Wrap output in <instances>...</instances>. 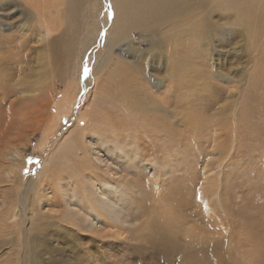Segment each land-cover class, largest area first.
Returning a JSON list of instances; mask_svg holds the SVG:
<instances>
[{
	"label": "rangeland",
	"instance_id": "obj_1",
	"mask_svg": "<svg viewBox=\"0 0 264 264\" xmlns=\"http://www.w3.org/2000/svg\"><path fill=\"white\" fill-rule=\"evenodd\" d=\"M70 1L71 18L64 14L68 0H11L9 8L0 6V59H3L0 61V82L2 78L9 81L3 86L4 98L12 100L19 114L28 109L31 101H54L48 116L39 121L37 128L44 127L52 115L57 114L53 131L48 136L41 128L28 136L25 143L16 145L13 141L10 144L22 150L23 161L16 162L12 173L16 180L13 182L22 184L19 189L13 186L5 167L0 164V199L6 201L0 205V264H264V0H204L205 3L201 0L200 9L198 7L197 14L191 19L193 25L192 21L186 22L192 25L189 32L182 29L176 33L177 29L167 26L157 32L132 29L112 47L114 61L118 57L116 63L113 62L114 68L98 76L95 73L102 65L97 57L106 52L103 40L99 44L97 40L105 37L111 25L112 0H98V12L91 10L90 0ZM249 2L255 15L249 16L252 12L247 11ZM84 4H89L87 13L83 11ZM73 19L82 21L80 32L86 26L91 28L98 24L99 27L104 21L94 46L79 57L82 67L76 63L75 54L79 49L72 41L75 36L69 35L74 29V25L70 26ZM20 22L26 26L25 32L17 28ZM171 29L176 30L173 35ZM180 34L188 40L193 38V45L178 43ZM36 35L42 41L37 42ZM129 42H135L137 46ZM186 49L192 50L188 53ZM134 50L138 57L131 55ZM22 60L26 63L33 60L34 63L22 67ZM179 63L183 66L176 76ZM121 66L123 70L118 69ZM188 67L192 71L185 77L182 68ZM79 74L82 75L76 84L78 90L72 108L66 113L60 112L57 101L62 97V90L67 83L76 81ZM37 82L44 86L43 92L34 85ZM176 85H181V89ZM26 86L35 89L24 91ZM127 88L131 95L136 90L141 94L155 92L156 97L165 96L169 101H162V108L160 105L150 107L154 116H148L147 122L159 128L160 133L153 132L149 136L158 135L157 143L161 146L153 154L155 161L152 160L154 168L151 170L154 173L130 172V185L118 200L122 208L117 207V215H111L119 222L107 221L90 229L84 222L59 218L66 201L65 192L60 188L64 185L69 188L66 190L70 195L68 198L76 201L82 193L73 172L84 169L81 184L90 188L92 194L96 192V197L100 196L98 182L104 183L110 178L108 174H100L99 168L85 169L87 163L74 153L68 152L66 157H72L70 163L72 161L76 168L63 170L57 185L46 180V186L52 192L45 194L40 202L43 205L54 203L58 218L38 207L34 195L35 198L30 193L22 195L32 189L46 160L58 163L62 160L58 156L59 139L76 123L84 109L99 107L97 111L110 116L123 115L116 103L123 105L120 92L123 94ZM32 92L36 95L28 100L27 96ZM176 97L178 102H175ZM135 104L136 100L130 105L131 109ZM172 107L180 114H173L171 111H177L171 110ZM141 116H130L134 131H129L132 134L143 136L146 132L138 125L146 117ZM0 117L4 118L1 107ZM187 120H192L199 130ZM206 125H213L214 130L224 126L221 156L210 152L211 139L200 136L205 133ZM139 127L142 128L140 131ZM190 130L192 132H187ZM143 141V144L148 143L146 138ZM3 149L7 147L0 139V153ZM206 156L213 158H209L205 166ZM7 158L5 165H12L15 159ZM91 170L97 174L89 175ZM71 180L78 185L71 184ZM55 187L59 189L55 190ZM50 196L51 199L54 197V202Z\"/></svg>",
	"mask_w": 264,
	"mask_h": 264
},
{
	"label": "bare ground",
	"instance_id": "obj_2",
	"mask_svg": "<svg viewBox=\"0 0 264 264\" xmlns=\"http://www.w3.org/2000/svg\"><path fill=\"white\" fill-rule=\"evenodd\" d=\"M10 1L11 0H0V6L1 7L7 6L6 8H9L8 4H10ZM202 1L204 2V0H202ZM223 1H225V0H223ZM248 1H250V0H248ZM89 2H90V5L92 6L91 10H93V11L96 10V12H98L99 11V8H98L99 7L98 6L99 1L98 0H92V1L90 0ZM203 2H202V4H203ZM112 4H113L114 15H113V18L111 20V25L108 27L107 32L105 34V37L102 36L103 39H102V37H100V39L97 40L98 44L100 42H102V40H103V43L105 46L104 52H106V53H103L102 56L98 55V57H97L98 59H100L99 61H100V64L102 65V67H100L98 69V71L95 73L96 75L101 74V73L106 74V72H109L114 68V64L116 63L115 61L118 60V57L114 61L115 57L113 54V48H114V46H117L124 39L127 32L132 30V29L138 28L142 32L143 31H151L152 29H154L155 32H157V31H159V28H161V27L164 28L165 26H167L168 28L177 29L176 33H178L182 29L183 30L185 29L187 32H189L192 29V25H193V20H191V19L194 18V15L197 14V9H198L199 5L201 4V0H112ZM88 5L84 4L83 11H85L86 13L88 11V9H87ZM203 5H205V4H203ZM259 5H261V4H259ZM66 6H68V8L65 7L66 10H64L65 11L64 14L66 15L67 18H71V16L73 17L72 12L70 11V9H72L70 0H68ZM206 6H207V3H206ZM246 7H247L248 12L252 11V9L250 8V7H252L251 2H249L246 5ZM262 7H260V8H262ZM199 9H200V7H199ZM198 12H201V11H198ZM202 12H204V11H202ZM252 13L255 15V13L252 11L249 13V16L252 15ZM65 15H64V19L66 18ZM94 17H95V14H94ZM257 17H258V15H257ZM253 18H255V17H253ZM249 19H250V17H249ZM251 20H252V18H251ZM190 21H192V25L186 23V22H190ZM209 21H210V19H209ZM21 22L18 24L17 28L20 31L24 30V32H25L26 26H24V24H21ZM173 22H175V23H173ZM81 23H82V21H81ZM81 23L78 22L77 19H73L71 21L70 26L72 27L74 25L72 27L74 29H71L70 33H69L71 38H73V36H75V38L72 41L75 42L76 47L79 49V51L75 54V56L78 58V61L76 63L81 64L80 67H82L83 64H82V62H79L80 61L79 57L84 55L85 51H89V49L92 46H94V43H95L96 37L98 35L99 29L101 28L100 26H102L104 24V21H103V24L101 23L102 25H99V27H98V24H96L95 26H92L91 28L86 26V27H83L82 31L80 32L81 29L80 30H78V29L81 28ZM257 24H259V23H257ZM214 28H215V26H214ZM196 29H197V27H196ZM48 30L49 29L46 28V31H48ZM163 30L164 29H162V31ZM173 31H176V30H172L171 33ZM197 32H199V31H197ZM185 33L186 32H184V34ZM172 35H173V33H172ZM35 37H36L37 42L42 41V39L39 38V35H36ZM195 37H197V36H195ZM168 39H169V37H168ZM188 39L186 37H183L180 34V36L177 39V42L183 43L185 45H186V43L192 44L193 38L191 40H188ZM43 41L45 42L47 40L44 39ZM129 43H130V45H133V46L136 45L137 46V44H134L135 42H129ZM171 43H173V42H171ZM96 44H97V42H96ZM183 44H179V45L181 46ZM196 44H195V47L197 48ZM49 45L50 44H47V46H49ZM169 45H167V46H169ZM173 45H175V44L173 43ZM187 47L188 46H186L185 48H187ZM206 47H203V48L205 49ZM31 48L34 49L35 46H32ZM135 48H137V47H135ZM171 48L174 50V48L172 46H171ZM171 48H170V50H171ZM28 49H30V48H28ZM41 49L45 50V48H41ZM187 49H186V51H188ZM191 50H189L188 53L191 52ZM166 51H168V50L166 49ZM175 51H176V49H175ZM81 52H83V53H81ZM120 53H121V51H120ZM126 54H124V55H126ZM128 55H129V53H128ZM131 55L138 57V54L135 53V50H134L133 54H131ZM116 56H118V55H116ZM25 57H27L26 54H25ZM189 57H190V55H189ZM20 58H23V56ZM43 58H45V57H43ZM125 58H127V57H125ZM191 59H193V58H191ZM16 60H17V58H16ZM187 60L189 61L188 57H187ZM0 61H1V59H0ZM2 61H3V59H2ZM113 62H115V63H113ZM33 63H34L33 60L29 61L28 63L24 62V60L20 61V65L22 67L31 66ZM100 64L98 66H100ZM126 64H129V63H126ZM75 66H76V64H75ZM119 66L120 65H118V67ZM182 66L183 65L181 63H179L177 65L176 76H178V74L181 72L180 67H182ZM174 67L175 66H173L171 68H174ZM121 68H122V66L118 69H121ZM122 70H123V68H122ZM125 71H126V69H125ZM137 71H139L138 68H137ZM191 71L192 70L189 67L188 68H182V73L185 77L187 74L190 75ZM78 72H77V74H78ZM113 72H118V71L114 70ZM131 73L133 74V72H131ZM112 74H114V73H112ZM115 74H117V73H115ZM138 74H140V73H138ZM80 75H82V74H79L77 77V80L74 81L73 83H67L65 86V89L62 90V97L57 101L58 102L57 107L60 109L59 110L60 112L66 113L67 111L71 110L72 100H74V94L75 95L77 94L78 87H76V84L78 83V78ZM170 75H173L172 72ZM169 78H170V76H169ZM8 82H9L8 80L3 79V78H2V81L0 82V85L2 86V89H3L2 91H0V107H1V110L3 113V117H4L3 119H6V120H3L0 117V139L3 141L4 147L5 148L7 147V149H3L0 153V162H2L0 164L5 167L4 171L7 172V176L10 178L11 182L13 183V186H15V188L19 189L21 182L18 181L17 183H14L13 181L15 180V178L12 175V173L15 169L13 167H15L16 162H18L19 160L23 161V157L21 156L22 150L17 148V147L11 146L10 144L13 141H15L16 145L25 143L28 140V136L34 135V133L37 130H40L41 128H43V132H45L46 135L48 136V134H50V131H53L51 129L54 126L55 116L57 114L54 113L52 115L51 119L45 123L44 127L37 128L39 121L42 120V118L44 116H48V111L50 109V105L54 101L51 102L48 100L47 102L44 101L42 103L38 102V100L31 101L28 104V109L22 111L19 114L15 110L13 103H12V100L4 98V90L5 89L3 86L6 85ZM102 82H105V81H102ZM34 85L37 87V89H39L40 92L44 91V86L42 84L37 82V83H34ZM181 85H178V86L176 85V86H177V88L181 89ZM170 87H168V88H170ZM171 88L168 91H170ZM34 89H35L34 87L26 86L24 91H28V90L33 91ZM128 89L129 88H127L125 91H122L123 94L120 92L121 99L123 101V105L120 104L121 102L119 103V105H118V103H116V107L118 108L119 112L123 111V115L121 113H118L114 116H110L107 113L106 114L103 113V111L102 112L100 110L97 111L96 109L99 107H97L96 109L91 107L90 110L84 109L83 113L79 114V116L76 118V123L72 127L68 128L66 131H64V133L61 135V138L59 139L61 141V143H59V145H58L59 150H60V154L58 156L60 159L62 158V160H60L59 163L58 162H52L51 160H46L44 163L43 169L41 170V173H40L38 180L33 183L32 189L30 191H27L26 193L23 192L22 195H26L27 193H30L32 198L36 197L35 200H37L36 202L40 205V206L38 205V207H40L42 210H46L47 212H49L50 214H53L54 216L56 215L58 218V213H57L58 210L57 209L55 210V208L53 207L54 203H45V205H43L40 202H41V198L44 197L45 194L46 195L51 194L50 192H52L46 186L47 181H51L53 184L57 185L60 183L58 180V177L63 174V172H62L63 170H67V169L74 170L76 168V166H74L75 164H72V161L70 163V159H72V157L69 159L66 157V153H68V152H69V154L74 153V156L80 157L84 161L85 164L87 163V167L85 166V169L91 168V167L92 168H99L97 170L99 172L101 171L100 174H108L110 176V178L107 181H105L104 183L98 182L97 189H99L98 191H99L100 196L96 197V195H95L96 192H95V194L94 193L92 194L91 193L92 190H90V188L83 187L81 184L82 181L80 180V176L82 173H84L83 172L84 169L82 171L73 172V173H76L75 175L78 177V183H79V187L82 190V193L79 196V200L77 199L78 201H76V200L71 199L72 197L70 199L68 198V196H70V195L66 194V190H68L69 188L66 189L65 185L60 188L61 190H63L65 192L66 201H65V205H64L65 210L64 211L62 210V212H60L59 218L63 219V220L67 219L69 222H70V220H73L75 222H76V220L84 222L90 229H95L98 226H101L102 224L106 223L107 221H110V223L111 222L118 223L119 222L118 218L115 219V216L117 215L116 214L117 207H118V209H119V207L122 208L121 206L118 205V200H120L119 197L122 195L121 193H124L125 191H127V187H128V185H130L129 184L130 172L133 173L135 171H143L149 175H152L154 173L151 170L152 167L154 168V165H152V160H153V162L155 161L154 160L155 158H153L155 155L153 156V154L156 153L158 148L161 146L159 143H157V137L160 133L159 128L156 129L155 125H150V123L147 122V120L149 119L148 116H154L153 114L150 113V110L152 111V109H150V107L155 108V106L160 105L162 108L163 107L162 101L164 103L169 101V98L166 99L165 96L164 97L162 96L160 98L156 97L157 94L153 91H152L153 92L152 94H151V92L150 93L142 92V94H141L140 92H137V90H136V92H134L135 95L134 94L131 95L129 93ZM177 94H180V92H177ZM35 95L36 94L34 92H32V95L27 96L29 98L28 100H31ZM227 98H228V96H227ZM96 99H94V100H96ZM128 100H131V103L129 102L130 104H128ZM134 100L137 101V104H135L133 106V108L131 109L130 105L132 103H134ZM183 100H185V99L183 98ZM178 101H179V99H177V97H176L175 102H178ZM3 105H5V106L3 107ZM92 105H95V102ZM94 107H96V106H94ZM220 109H222V108L220 107ZM171 110L177 111V112L171 111L175 115L177 113L180 114L176 107H172ZM179 110H180V108H179ZM141 115H144L146 117L142 118L141 122L139 124L136 123V125L137 124L140 125V127H143L144 131H146L148 133L145 132V133H143L144 134L143 136H140V135H135L134 134L135 132H134L133 133L134 136H132L133 135L132 132L134 130L132 129V124L130 123L132 120V119H130V116L135 118V117L141 116ZM175 115H174V117H175ZM187 116H189V115L187 114ZM168 117H170V116H168ZM172 117H173V115H172ZM176 117H178V116H176ZM186 118L189 119L190 116L186 117ZM134 120H136V119H134ZM138 120L140 121V119H138ZM187 121H189L191 123L192 127L194 126L196 129L198 128L197 125L192 123L193 122L192 120H187ZM154 122H155V120H154ZM171 122L173 123L172 120H171ZM176 123H177V121H176ZM201 125H202V123H201ZM140 127H139V131H140V129H142ZM203 129L205 130V133L203 135L200 134V136L202 138L204 137L206 139H211L213 142L212 149L210 152H213L214 155L221 156V154H222L221 144H223V142H222L223 136L222 135L224 134L223 133L224 126L220 125L219 130H214L213 125H206ZM129 130H131L132 132ZM197 130H199V129H197ZM207 130H210V131L208 132ZM43 132H42V135H43ZM153 132L158 134V135L149 136V134H151V133L153 134ZM187 132H192V131L190 130ZM46 135H44L45 138H47ZM201 137L197 136V138H200V139H201ZM144 138L147 139V141H148L147 144H143ZM193 138H195V136ZM185 144H187V143H185ZM187 146H188V144H187ZM189 146H190V144H189ZM58 147H57V149H58ZM106 153L109 155L105 156ZM210 155H212V154H210ZM7 156L12 158V159H15L12 161V165L9 163H7V165H5L6 162H4V159L7 158ZM209 158H210L209 156L205 157V161H203L205 166L208 165ZM212 158H210V159H212ZM64 161H66V162H64ZM22 165H23V163H22ZM211 166H213V165H211ZM220 166H221V164H220ZM102 170H104V172H102ZM168 170H170V169H168ZM156 172H157V170H156ZM158 172H159V170H158ZM162 172H163V170H162ZM88 174L89 175H96L97 173L95 171L91 170ZM157 175H158V173H157ZM71 184L76 185V186L78 185L75 182V180H71ZM85 185H87V182H85ZM210 185H212V183ZM200 186H202V185H200ZM58 187L57 188L55 187V190L59 189ZM88 189L90 190V192ZM215 189L213 191H215ZM93 190H95V188ZM217 190H218V188H217ZM57 192H58V190H57ZM61 193H62V191H61ZM61 193H59V194H61ZM203 194H205V193H203ZM32 195H34L35 197H33ZM54 195H55V193H54ZM56 195H58V194H56ZM76 196H77V194H76ZM27 197H25V198H27ZM218 198H220V197H218ZM49 199H51V196ZM53 199H54V197H53ZM53 199H51V200L54 202ZM208 200H209V198H208ZM215 200H217V199H215ZM19 201H22V199ZM29 201H31V200H29ZM5 202H6L5 198L0 199V205L5 204ZM112 214L115 216L114 217L111 216ZM3 215H5V214H3ZM12 215H13V212H12ZM11 216H10V218H11ZM136 222H137V220H136ZM71 223H73V222H71Z\"/></svg>",
	"mask_w": 264,
	"mask_h": 264
},
{
	"label": "snow or ice",
	"instance_id": "obj_3",
	"mask_svg": "<svg viewBox=\"0 0 264 264\" xmlns=\"http://www.w3.org/2000/svg\"><path fill=\"white\" fill-rule=\"evenodd\" d=\"M84 71L87 72L88 71L87 68H85Z\"/></svg>",
	"mask_w": 264,
	"mask_h": 264
}]
</instances>
